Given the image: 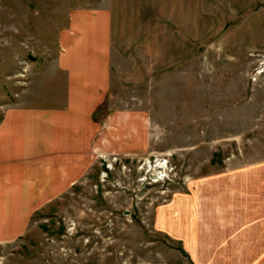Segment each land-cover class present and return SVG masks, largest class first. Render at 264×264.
<instances>
[{
	"label": "rangeland",
	"instance_id": "rangeland-1",
	"mask_svg": "<svg viewBox=\"0 0 264 264\" xmlns=\"http://www.w3.org/2000/svg\"><path fill=\"white\" fill-rule=\"evenodd\" d=\"M100 1L0 0V101H43L69 12ZM263 55L237 47L227 67L176 64L143 91L115 87L101 113L110 105L142 114L149 141L97 157L19 236L0 238V264H224V252H194L189 234L210 240L209 249L257 212L264 228ZM157 159L167 162L159 178ZM232 256L252 262L246 252Z\"/></svg>",
	"mask_w": 264,
	"mask_h": 264
},
{
	"label": "crops",
	"instance_id": "crops-1",
	"mask_svg": "<svg viewBox=\"0 0 264 264\" xmlns=\"http://www.w3.org/2000/svg\"><path fill=\"white\" fill-rule=\"evenodd\" d=\"M237 47L264 52V0H101L72 9L58 33L44 100L0 101V238L19 236L31 215L78 183L97 157L146 145L142 114L110 105L101 113L115 87L143 91L176 64L227 67ZM190 208L196 218V205ZM254 217L221 233L218 248L191 231L193 251L224 252V264H264L261 213ZM244 252L252 262L230 257Z\"/></svg>",
	"mask_w": 264,
	"mask_h": 264
},
{
	"label": "bare ground",
	"instance_id": "bare-ground-1",
	"mask_svg": "<svg viewBox=\"0 0 264 264\" xmlns=\"http://www.w3.org/2000/svg\"><path fill=\"white\" fill-rule=\"evenodd\" d=\"M155 167L158 169V171L160 170V172H158L157 177L159 178L160 176H162V173H166L167 170V164L165 162H159L155 164Z\"/></svg>",
	"mask_w": 264,
	"mask_h": 264
},
{
	"label": "built area",
	"instance_id": "built-area-1",
	"mask_svg": "<svg viewBox=\"0 0 264 264\" xmlns=\"http://www.w3.org/2000/svg\"><path fill=\"white\" fill-rule=\"evenodd\" d=\"M263 56H264V55H263ZM158 161H159V159H157L156 162L159 163ZM163 162H165V161H163ZM165 163H167V162H165ZM150 166H151V165H148V167H150ZM106 167H107L108 169H111V167H112V163L107 162V163H106ZM158 172H160V170H159ZM163 179H165V177H162V178H161V180H163Z\"/></svg>",
	"mask_w": 264,
	"mask_h": 264
}]
</instances>
